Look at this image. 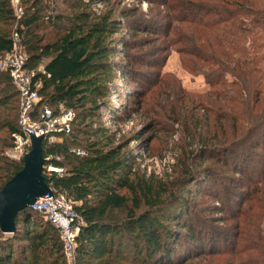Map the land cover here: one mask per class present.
Wrapping results in <instances>:
<instances>
[{
  "label": "trees",
  "instance_id": "obj_1",
  "mask_svg": "<svg viewBox=\"0 0 264 264\" xmlns=\"http://www.w3.org/2000/svg\"><path fill=\"white\" fill-rule=\"evenodd\" d=\"M19 1L23 14L16 19L10 0H0V56L12 51V33H17L26 56L25 69L33 73L32 82L39 85L38 108L56 109L61 105L73 112L70 134L55 145H42V149L45 158L59 157V161L51 158L45 164L66 171L63 176L44 175L46 184L72 200L76 218L72 225L82 223L75 240L76 263L194 264L202 259V264H264V155L260 161L262 169L255 160L247 166L240 155V151L260 149L253 138L257 128L248 130V125L260 122L259 130L264 124V111L255 114L257 102L252 97L261 94L260 79L251 78L255 72L253 48L247 50L243 45L249 43L252 47L253 41L246 39L250 32L239 20L240 16L244 19L250 15L259 18L255 20L259 23L264 18L261 7L264 0H155L173 14L174 23L182 25L162 27L161 35L168 39L164 44L177 52L184 71L194 77L203 76L209 88L193 100L176 79L162 75L164 61L159 64L162 58L159 62H148L128 56L130 51L146 47L147 41L141 39L142 45L137 47L130 40L108 41L117 33L112 14L94 17L79 13L65 19L67 10H75L72 5L68 9L67 0ZM47 2L52 6H47ZM57 7L55 16L41 14L43 10L53 13ZM120 13L126 18L136 14ZM44 23L58 27L55 39L47 37ZM233 25L228 37L232 40L235 39L232 35L237 37L235 44L240 45L236 48L234 42H227L229 47L224 48L220 32ZM129 26L131 38L148 33L140 23L131 22ZM184 27L188 33L182 31ZM117 52L125 54L126 64L106 61ZM135 65L159 68L150 77L145 73L139 75ZM116 70L121 79L129 77L134 81V76H140L141 82H135L140 90L128 93L135 99L136 113L143 106V114L147 116L152 107L163 111V100L159 97L167 95L163 88L170 82L174 87L168 89V95L173 94L176 99L169 106L168 118L172 115V121H178L177 110L181 105L188 111L180 119L188 142L180 148L179 172L171 179L146 177L136 163L139 155L132 150L124 152L133 141H141L148 152L153 138L143 137L150 130L155 132L157 122L148 123L117 145L114 135L104 128L103 124H116L117 118L112 110L115 108L104 100L111 89L99 83L98 75ZM115 88L113 92L121 95ZM98 100L104 105L102 109L110 112L111 119L103 124L97 114ZM120 109L125 111L127 105ZM17 116L18 94L9 74L0 71V190L23 166V162L12 161L4 154L13 144L12 135L18 131ZM238 130L242 131L241 137L235 138ZM229 132L231 141L226 140ZM76 149L86 154L78 156ZM194 161L223 165L234 175L226 182L242 189L233 194L236 202L223 200L219 206V211L226 213L224 218H202L182 195L185 185L193 182L194 190H198L193 191L195 195L204 191L206 196L220 200L219 190L203 188L206 183L215 187L218 177L209 169L191 168ZM173 207L178 212H173ZM109 210H122L123 220L103 221ZM15 222L12 235L4 238L0 233V264H67L59 232L50 223L30 210L19 213ZM169 223H174L171 230ZM218 223L224 226H216ZM179 227L185 232H179ZM176 241H181L176 252L181 255L171 259Z\"/></svg>",
  "mask_w": 264,
  "mask_h": 264
},
{
  "label": "rangeland",
  "instance_id": "obj_2",
  "mask_svg": "<svg viewBox=\"0 0 264 264\" xmlns=\"http://www.w3.org/2000/svg\"><path fill=\"white\" fill-rule=\"evenodd\" d=\"M14 0H10V4L13 8ZM49 1V0H48ZM54 2H60V0H50ZM162 1V0H159ZM159 1L152 0L150 1H142V0H67V7L69 9V5H72L75 7L74 11H71L70 9L66 11L65 19L69 18V16H74L75 14L83 13L86 15L98 17V16H107L108 14H112L111 21L117 22L116 30L117 33L112 35L111 38L108 40H112V42H121L122 41H131L134 46H140L142 45L141 39L144 42V44H147L144 48H136L133 51H130L128 53L129 57H137L141 58L148 62H159L161 59V62L159 64L162 65V75L167 76L171 75L174 79L178 81L180 84V88L183 90V92H188L190 94L191 100L195 98L198 94H203L209 90L208 86L205 83V79L203 76H191L186 71L183 70L180 63V57L177 54V52L174 50V48L167 47V43L164 44V42H167L168 39H163L162 37V27H167L168 24H171L173 28L182 27V25H178L177 23H174L173 21V14L168 11L164 6L160 5ZM47 6H52L50 2H47ZM19 6L20 1H19ZM261 6V5H260ZM264 8V6H261ZM60 9H63L61 6H59ZM122 11H125V13L134 12L135 15L131 17H123L121 16ZM58 12V7L56 10L52 13L50 10H43L41 14H44L45 16L51 15L55 16ZM73 14V15H71ZM177 16V14H175ZM176 18V17H175ZM259 19V18H256ZM254 16L247 15L242 18V16L239 17L240 22L242 25L246 28L248 32V39L249 41H253L252 47H250L249 43L246 45H243V47L246 46L247 50H251V56L253 58L252 60V68L255 70V72L252 75V79H260V86H261V94L259 96H253L252 99H256V109L255 114H260V112L264 111V18L261 19V21L258 23L256 22ZM131 22H137L140 23L141 26H146L144 29L148 33L138 34L137 37L131 38L130 33L127 31L129 29V25ZM65 21L60 24V27L65 26ZM263 24V28H262ZM43 30L45 31V34H47V37H51V40L55 39L58 36V27L50 26L49 24L44 23ZM68 23L66 24V26ZM186 27V26H185ZM183 28L182 31L185 33H188V29ZM233 26L229 27L226 26L224 30L220 32L223 38L222 47H229L227 42H234V46L237 48L235 44L236 41H238V38L233 36L235 38L232 40L230 37L231 29L233 30ZM227 36V37H226ZM47 39V38H46ZM153 42H151V41ZM150 43H152L150 45ZM164 44V45H163ZM121 46V45H117ZM250 47V48H249ZM232 49V47H231ZM138 59V60H139ZM127 57H125V54H121L117 52L115 56L109 57L106 61L108 62H121L122 64L127 63ZM143 64V63H142ZM159 66L155 68H150L146 66H134V69H136L139 73V75H143L142 73H145L149 75L150 77L152 73H154L156 70H158ZM116 73V74H115ZM134 76V81H130L129 77L127 79H121L120 72L116 70V72H112L111 74H104L101 75L99 73V83L104 86L107 89H111V92L106 90V97H104V100L108 102L110 107H114L115 109H112L115 112L116 115V124H103L106 119H111L108 117L109 111H106L102 108H104V105L102 104V99L97 101L98 110L97 114L100 117V122L103 124L104 128L108 130L111 134L114 135V143L115 145L126 141L127 139L131 138L136 132H139L143 129L145 125L148 123L157 122V127L154 128L155 132H152L151 130L149 132H146L144 134L143 138H153V140L149 139L150 149L148 152L144 150L141 141H133L127 149L124 150V152H129L132 150V153L136 152L139 155V159L136 161L138 164V169L141 173H143L146 177L154 176L158 179L164 178V179H171L175 176L176 173L179 172V158L181 157V151L180 148L183 146V144L187 143L188 140L186 139L185 132L183 129V124L181 122V118H185L186 114H188V111L183 108L181 105L178 110V116H180V119L177 118L178 121H172L173 116L170 115V118H168V109L169 106L171 108V105L175 103L176 97L173 94L168 95V89L173 88L174 86L170 82L168 86H166L164 89L165 92H167V98L166 96L159 97V100L162 101V107L163 111H160L158 108L152 107V113H149L148 116L146 114H143V109L140 112H135L136 106H135V99L134 97H131L129 94L132 92H135V89L140 90L136 83H140L141 79L140 76ZM136 80V81H135ZM136 82V83H135ZM116 87V91H120V94H115L113 91V87ZM155 91H153L154 94ZM129 93V94H128ZM169 96V97H168ZM148 95L146 96V98ZM152 98V95L149 96ZM256 97V98H255ZM158 97L155 99V103H157ZM166 100V103L165 101ZM146 102V101H145ZM127 105V109L125 111H122L120 107H123ZM160 105V103H159ZM224 109V110H223ZM222 110L226 112V108H223ZM158 113V114H157ZM165 113V115H163ZM248 114V112L246 113ZM152 116V117H150ZM108 117V118H107ZM262 123L260 122H252L250 125H248L249 128H257L255 131L254 142H257L260 145V149L258 150H252V151H240V155H243V159H245V162L247 166L255 160V162L258 163L257 166L260 167V169L263 168V165H261V157L264 155V124L261 126V128L258 130V126H260ZM158 130V131H157ZM241 132L238 130L235 134V138L241 137ZM153 134V135H152ZM152 136V137H151ZM226 136V135H225ZM224 136V137H225ZM223 137V138H224ZM226 140L231 141L233 140L232 133L229 132L227 134ZM251 140V139H250ZM252 141V140H251ZM250 141V142H251ZM195 147V144L192 146ZM8 150V149H7ZM77 150V149H76ZM79 150V149H78ZM81 150V149H80ZM255 152V153H254ZM255 154V155H254ZM260 163V164H259ZM263 163V162H262ZM191 168H197L199 171H203L206 169H209L215 173V175L218 177L219 183L213 187L212 183H206L203 188L208 191L210 190H219L220 191V200H217L215 198H211L208 195H205V192L202 191L201 194L195 193L194 190V183H187L185 185V189L182 191V195L189 201V206L194 207V212L201 216L202 218L210 217V218H224L226 213L219 211V206L222 205L223 200H226L225 202H236L233 201L234 197L233 194L240 193L239 191L242 190L239 187H235V184H229L226 182L227 179L232 178L233 173L229 171L227 168H225L221 164H216L214 162L206 161L204 163L199 161H194L190 164ZM202 165V167H201ZM245 164L243 163V170ZM237 178H239V175H235ZM235 178V177H234ZM200 187V186H199ZM264 187V185H263ZM61 194V193H58ZM65 195V194H64ZM230 195V196H229ZM232 195V196H231ZM66 197V195H65ZM66 202L68 206L72 202L68 197H66ZM221 202V203H220ZM72 204V203H71ZM226 204V203H225ZM173 212H178L177 207L172 208ZM203 212V213H202ZM124 218V212L122 210H109L107 215L102 219L103 221H113L118 222L122 221ZM186 217H183L185 219ZM40 220V219H38ZM224 226V223H218L216 226ZM174 223L168 224V229H173ZM215 226V225H214ZM179 232L184 233L185 230L181 229V227L178 228ZM262 230L264 232V222L262 223ZM59 234V240L61 241V237L63 234L58 229ZM7 235H2V237H6ZM62 242V241H61ZM181 241L175 242L176 246H173V254L171 255V259L178 258L181 254L176 253L178 250V247H180ZM217 246H220L217 245ZM223 246V245H222ZM209 262V260H206V263ZM202 264V259L193 262ZM67 264H77L75 260L67 262ZM190 264V263H189ZM213 264V263H211Z\"/></svg>",
  "mask_w": 264,
  "mask_h": 264
},
{
  "label": "built area",
  "instance_id": "obj_3",
  "mask_svg": "<svg viewBox=\"0 0 264 264\" xmlns=\"http://www.w3.org/2000/svg\"><path fill=\"white\" fill-rule=\"evenodd\" d=\"M12 5L16 19H20L23 11L19 6V0H14ZM12 41V51L0 56V71L9 74L18 94V131L12 135L13 144L4 154L12 161L22 162L23 157L30 150L31 137L41 138L42 145L45 144V146H52L62 142L63 138L71 132L73 112L66 110L61 105L56 109H50L47 106L38 108L41 100L38 94L39 85L32 82L33 73L25 69L26 56L20 45V37L15 32L12 33ZM75 152L78 156L86 154L80 149H77ZM43 158V176L49 177L51 174L58 176L65 175V169L45 164L51 158L59 161L58 156L52 155L48 158L43 156ZM51 191L52 196L38 199L31 206L30 211L38 214L55 229L60 230L63 234L61 237L63 254L66 262H69L74 260L75 240L82 223L80 221L78 225H72L76 219L72 204L70 203L68 206L66 202L67 196L65 197L64 193L58 194V192H54L52 189ZM77 219L79 220V218Z\"/></svg>",
  "mask_w": 264,
  "mask_h": 264
},
{
  "label": "water",
  "instance_id": "obj_4",
  "mask_svg": "<svg viewBox=\"0 0 264 264\" xmlns=\"http://www.w3.org/2000/svg\"><path fill=\"white\" fill-rule=\"evenodd\" d=\"M30 151L23 158V166L0 190V233L12 235L16 217L30 210L40 198L52 196L43 176L42 139L31 137Z\"/></svg>",
  "mask_w": 264,
  "mask_h": 264
},
{
  "label": "bare ground",
  "instance_id": "obj_5",
  "mask_svg": "<svg viewBox=\"0 0 264 264\" xmlns=\"http://www.w3.org/2000/svg\"><path fill=\"white\" fill-rule=\"evenodd\" d=\"M29 151H30V150H29ZM24 157H25V156H24ZM24 157H23V158H24ZM22 162H23V160H22Z\"/></svg>",
  "mask_w": 264,
  "mask_h": 264
},
{
  "label": "crops",
  "instance_id": "obj_6",
  "mask_svg": "<svg viewBox=\"0 0 264 264\" xmlns=\"http://www.w3.org/2000/svg\"><path fill=\"white\" fill-rule=\"evenodd\" d=\"M7 236H10V235H7Z\"/></svg>",
  "mask_w": 264,
  "mask_h": 264
}]
</instances>
